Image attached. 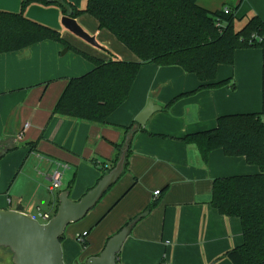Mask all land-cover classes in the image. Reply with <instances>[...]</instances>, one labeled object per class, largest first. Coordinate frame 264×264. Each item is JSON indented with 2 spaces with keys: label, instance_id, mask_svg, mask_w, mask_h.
Wrapping results in <instances>:
<instances>
[{
  "label": "crops",
  "instance_id": "obj_1",
  "mask_svg": "<svg viewBox=\"0 0 264 264\" xmlns=\"http://www.w3.org/2000/svg\"><path fill=\"white\" fill-rule=\"evenodd\" d=\"M71 1L84 7L85 0ZM238 3L217 0L212 10ZM22 5L23 0H0V10L19 12ZM25 13L60 30L72 46L109 58L103 48L66 29L57 6L32 1ZM236 14L240 22L236 28L251 15L264 20V0H243ZM78 20L115 54L139 59L91 15ZM64 47L45 40L26 48L27 55L25 49L0 53V208L22 205L35 218L40 211L53 216L60 193L69 190L71 198L79 200L102 176L93 160L110 164L123 144L130 151L120 179L84 218L66 228L62 239L66 264L99 255L109 238L129 223L133 227L118 255L121 264H234L226 253L243 243L242 222L211 204L213 181L257 173L260 167L243 156H229L222 148L214 149L204 162L197 146L182 137L214 128L221 115L263 110L264 49H238L234 63L220 64L217 70V81L233 82L193 93L187 92L201 84L196 74L178 65L145 64L129 98L106 123H94L53 113L69 79L94 67L70 47L62 53ZM180 94L183 97L168 107ZM150 100L161 109L141 125L136 118ZM131 125L133 131L126 134L124 127ZM56 160L71 166L63 190L50 188L48 174ZM153 202L150 212L135 219ZM85 232L88 244L83 247L78 237Z\"/></svg>",
  "mask_w": 264,
  "mask_h": 264
},
{
  "label": "trees",
  "instance_id": "obj_2",
  "mask_svg": "<svg viewBox=\"0 0 264 264\" xmlns=\"http://www.w3.org/2000/svg\"><path fill=\"white\" fill-rule=\"evenodd\" d=\"M32 1L57 6L63 16H93L101 29L113 33L139 59L125 60L104 45L108 59L72 46L60 30L26 15L25 9ZM242 1L239 0L236 6L224 4L212 10L201 6L198 0H88L84 8L71 0H23L19 12L0 10V53L21 51L45 40L75 50L94 67L69 79L53 113L106 123L129 98L145 64L178 65L196 74L201 84L187 93L233 82L231 79L216 80L218 66L233 64L238 49H264V20L259 15H251L242 27H235L236 12ZM225 8H229V12ZM182 95L172 99L168 107ZM124 129L129 134L134 126H125ZM182 140L196 145L204 162L214 149L222 148L227 155L243 156L249 163L260 167L257 173L215 178L211 204L221 214L239 217L242 222L244 241L229 250L226 256L234 264H264V107L260 112L221 115L214 128L188 133ZM30 145L35 147L32 142ZM119 147L117 158L110 164L93 160L94 165L102 170V176L118 162L125 146ZM129 151L130 148L125 169ZM154 204L151 203L135 219L150 212ZM88 234L78 237L83 247L88 244Z\"/></svg>",
  "mask_w": 264,
  "mask_h": 264
},
{
  "label": "water",
  "instance_id": "obj_3",
  "mask_svg": "<svg viewBox=\"0 0 264 264\" xmlns=\"http://www.w3.org/2000/svg\"><path fill=\"white\" fill-rule=\"evenodd\" d=\"M62 23L66 29L96 48H103L95 35L90 34L71 16H63ZM66 47L65 51H68ZM29 53L25 49L23 55ZM161 109L149 101L136 121L145 125L148 119ZM128 146L123 150L116 165L89 189L79 200H73L69 190L59 195L60 204L57 212L47 221L30 216L22 205L15 209L0 208V248H8L12 254V264H66L62 239L69 224L84 218L103 198L105 193L120 179L125 171ZM133 223L124 226L114 234L103 251L89 257L81 264H119L118 255L131 232Z\"/></svg>",
  "mask_w": 264,
  "mask_h": 264
},
{
  "label": "built area",
  "instance_id": "obj_4",
  "mask_svg": "<svg viewBox=\"0 0 264 264\" xmlns=\"http://www.w3.org/2000/svg\"><path fill=\"white\" fill-rule=\"evenodd\" d=\"M226 12H229V8H225ZM29 124L25 125V128L28 127ZM70 164L65 161L56 160L53 162L51 166V170L49 171L48 178L50 181V188L51 190H63L64 188V177L67 170L70 169ZM156 194L160 193V190L155 192ZM39 216L41 217L42 222H47L52 215L46 212H39ZM39 219V218H38ZM85 232L83 235H85Z\"/></svg>",
  "mask_w": 264,
  "mask_h": 264
},
{
  "label": "rangeland",
  "instance_id": "obj_5",
  "mask_svg": "<svg viewBox=\"0 0 264 264\" xmlns=\"http://www.w3.org/2000/svg\"><path fill=\"white\" fill-rule=\"evenodd\" d=\"M87 2H88V0H85V4H84V7H86L87 6ZM198 3L201 5V6H203V7H206V8H209V9H212V7H214V5L217 3V0H198ZM78 7H80V6H78ZM84 7H82V8H84ZM92 18H94L93 16H92ZM77 19V21L79 22V20H78V18H76ZM240 22H239V20L238 19H236L235 20V27H237L238 26V24H239ZM79 24H80V22H79ZM80 25H82V24H80ZM83 26V25H82ZM84 27V26H83ZM85 28V27H84ZM240 28V27H239ZM239 28H236V29H239ZM86 29V28H85ZM87 30V29H86ZM88 31V30H87ZM89 32V31H88ZM90 33V32H89ZM93 35V34H92ZM98 39V38H97ZM67 46H65L64 48H63V50H62V53H66L67 51H65V52H63L64 50H65V48H66ZM109 47V46H108ZM181 97H183V96H181ZM180 97V98H181ZM38 218L41 220V217L38 215ZM12 257H13V254H12V252L9 250V249H7V248H3V247H1L0 248V264H12Z\"/></svg>",
  "mask_w": 264,
  "mask_h": 264
}]
</instances>
